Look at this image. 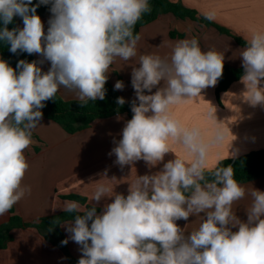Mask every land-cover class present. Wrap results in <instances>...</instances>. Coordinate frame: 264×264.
Returning <instances> with one entry per match:
<instances>
[{
    "label": "clouds",
    "instance_id": "obj_1",
    "mask_svg": "<svg viewBox=\"0 0 264 264\" xmlns=\"http://www.w3.org/2000/svg\"><path fill=\"white\" fill-rule=\"evenodd\" d=\"M39 4H51L47 34L36 14ZM39 4L0 0V41L10 44L12 53L40 54L51 64L42 73L36 61L20 60L17 72L0 59V217L31 191L21 187L29 168L24 153L36 143L32 136L43 118L44 102L55 100L61 86L82 107L105 99L111 66L117 58L127 62L137 57L141 37L134 28L143 14L151 12L149 0H39ZM15 16L22 18L24 27L10 31L7 25ZM244 39L240 82L249 94L246 101L252 107L264 106V32ZM137 63L131 83L139 103L132 102L133 116L110 154L121 167L140 160L153 167L169 152L176 158L153 175H136L126 197L115 194L104 179L94 182L89 202L114 195L100 215L79 201L63 202L64 212L83 213L74 223L66 221L70 239L81 246L78 264H264V191L240 184L231 164L209 165L211 150L223 147L227 137L215 108L207 118L217 126L207 137L199 125H183L172 111L217 85L223 53L203 51L193 37L177 41L170 57L142 54ZM161 81L164 87L145 94ZM123 88L122 81L115 83V90ZM117 103L123 106L124 98L118 97ZM232 141L224 160L236 157L235 150L229 151ZM174 146L187 155L179 156ZM246 195L251 204L244 222L233 205ZM201 213L205 216L199 227L186 237L176 221Z\"/></svg>",
    "mask_w": 264,
    "mask_h": 264
},
{
    "label": "crops",
    "instance_id": "obj_2",
    "mask_svg": "<svg viewBox=\"0 0 264 264\" xmlns=\"http://www.w3.org/2000/svg\"><path fill=\"white\" fill-rule=\"evenodd\" d=\"M171 1L194 10L200 17L206 18L212 15L213 19L208 20L215 26L189 18L180 19L171 13L163 14L143 26L139 32L141 39L137 45V57L127 62L117 58L108 73V81L114 88L117 81L123 82V90L117 91L127 101L139 103L131 83V73L133 67H139L137 61L140 55L170 57L177 41L195 37L203 51L215 49L223 53L224 65L241 68L242 57L239 55L246 45H240L234 36L245 41L244 37L250 38L255 32H264V0ZM37 4L39 0H32L30 7ZM50 8L51 4H39L36 10L43 23L45 34L49 27L48 21L52 17ZM17 26L18 29L24 27L23 20L19 16H17ZM216 26L227 29L230 34L220 32ZM170 31H174L177 35L183 34V37H171ZM33 55L42 73H46L51 67L50 61L40 54ZM164 86V81H161L151 93L145 90V94H154L158 88ZM216 88L217 85L209 87L203 90L202 97L198 100L182 103L172 109L175 118L183 125H199L207 137L217 126L215 121L207 118V113L213 110L212 107L215 108L217 121L222 122L219 126L225 130L227 137L223 147L211 150L209 165L224 160L227 145L232 139V148L229 151L235 150L236 157L252 151L264 150V106L252 107L246 101L249 94L240 79L232 83L228 90L220 95L219 100ZM58 94L64 100H76L62 86ZM118 116L121 119L118 120ZM130 119L127 114H117L95 120L89 128L68 134L60 124L43 117L40 126L33 131L32 138L36 143L24 153L29 168L21 187H28L31 191L14 205L15 212L24 221L34 222L39 218L62 212L63 202L70 200L62 196L77 194L86 198L87 204L99 208L97 215H100L105 206L113 202L114 195L103 197L98 203L94 200L89 202L95 191L94 182L104 179L102 183L114 188L115 194H123L126 197L129 194L130 183L135 181L136 175H153L163 169L164 163L176 158L174 153L169 152L162 162L153 167H149L143 160L123 167L115 163L116 157L110 153L122 139V129ZM173 150L181 157L187 155L179 146H174ZM105 172L106 177L103 175ZM113 178L115 179L112 180ZM240 184L249 189L252 187L264 191V175ZM250 204L251 197L246 195L243 200L233 205V210L241 221H247V207ZM204 216V213H201L200 217L192 215L187 221L181 219L176 223L184 229L187 237L191 231L199 227L201 217ZM9 217L10 211L0 217V225L7 222ZM67 227L68 224L64 221L61 229L65 239L68 240V250L73 257L81 258V246L70 239L71 234L66 230ZM12 234L13 240L7 248L0 250V264H68L62 250L46 241L36 229L16 228Z\"/></svg>",
    "mask_w": 264,
    "mask_h": 264
},
{
    "label": "trees",
    "instance_id": "obj_3",
    "mask_svg": "<svg viewBox=\"0 0 264 264\" xmlns=\"http://www.w3.org/2000/svg\"><path fill=\"white\" fill-rule=\"evenodd\" d=\"M151 7L150 13L143 14L142 18L137 22L134 28V32H140V29L155 21L159 16L167 13L173 14L180 19L189 18L201 22L206 25H214L211 21L204 17H200L194 10L184 7L180 3L172 2L171 0H149ZM3 25L0 24V27ZM215 26V25H214ZM11 31L13 28L18 29L17 16L13 18V21L7 25ZM220 32L230 34V32L222 27L216 26ZM171 37H183V34H176L174 31H170ZM235 40L240 45H246V42L241 38L234 36ZM0 59L6 60L8 64L16 69V66L20 60L26 62L35 61L33 54H28L18 50L16 53L10 51V44L0 41ZM17 72L19 69H16ZM243 75V67L234 68L224 65L222 77L218 80L216 95L219 100L220 95L227 91L232 83L239 80ZM106 95L105 99H97L95 101H89L82 107L78 100H64L59 94H57L55 100H48L45 103V107L41 109L43 117L51 119L62 126V128L68 134H74L89 128L95 120L108 118L117 114H127L132 118L133 112L131 111V105L133 101H127L120 106L117 103V98L122 97L117 90L107 80L105 84ZM231 164L234 168V178L239 183H245L252 181L264 175V150L252 151L239 157L229 158L221 160L220 166L227 167ZM62 198L76 200L81 204H87L86 198L77 195L69 194L64 195ZM88 208H92L87 204ZM96 208V214L99 213V208ZM83 215V213H66L64 211L57 214H52L39 218L34 222L24 221L16 212L15 207L10 210V217L7 222L0 225V250L7 248L8 244L13 240L12 231L16 228H34L36 229L46 241L56 245L62 250L68 260V264H78L80 258L73 257L67 244H62L65 240L64 234L61 229V224L64 221H74L75 216ZM91 221H89V224Z\"/></svg>",
    "mask_w": 264,
    "mask_h": 264
}]
</instances>
